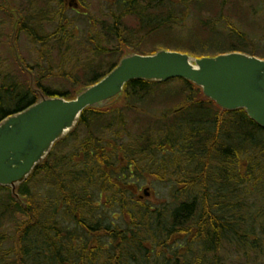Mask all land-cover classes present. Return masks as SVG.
<instances>
[{"label":"trees","instance_id":"16d2710c","mask_svg":"<svg viewBox=\"0 0 264 264\" xmlns=\"http://www.w3.org/2000/svg\"><path fill=\"white\" fill-rule=\"evenodd\" d=\"M113 1L127 16L139 19L145 42L152 40L151 34L172 40L167 37L170 25L186 21L189 8L196 16L209 18L220 12L215 0H167L168 8L160 0ZM140 6L147 8L146 14ZM175 6L185 12L182 20L174 21ZM151 10L154 15L146 16ZM58 11L60 26L46 38L26 28L27 22L14 28L38 45L59 46L67 42L68 22L63 15L66 9L61 6ZM165 12L168 15L159 20L157 15ZM109 37L121 41L119 30ZM142 39L141 35L140 43ZM180 43L177 47L191 54L188 44ZM239 48L230 46L228 51L256 56ZM137 51H105L96 43L88 60L97 62L99 54L110 56L101 58L97 66L90 64L86 75L81 73L83 85L66 75L62 56L57 68L48 67L47 75L24 63L33 83L16 69L18 63L12 73L0 66V121L29 108L41 94L74 99L122 57ZM54 71L74 87L46 88L43 81L51 79ZM174 82L182 85L174 95L189 93L178 109L155 115L141 108L155 85ZM166 84L132 80L107 107L87 108L77 128L55 144L44 164L16 190L23 206L9 189L0 187V264H200V259L202 264H221L227 259L226 247L238 252L243 248L247 256L256 249L264 235V209L252 212L242 207V197L249 195L242 194L241 201L238 191H244V184L249 189L264 187V129L243 110L221 112L191 83ZM127 113L135 114L132 137ZM147 174L169 189L174 205L157 207L141 200L137 192Z\"/></svg>","mask_w":264,"mask_h":264},{"label":"rangeland","instance_id":"374dc122","mask_svg":"<svg viewBox=\"0 0 264 264\" xmlns=\"http://www.w3.org/2000/svg\"><path fill=\"white\" fill-rule=\"evenodd\" d=\"M215 1L219 4L220 12H214L211 18L206 14L196 16L195 11L189 8L187 11V16L189 17L186 18V21L175 26L170 25L167 37L172 40H162L161 37L151 34L152 40L145 42L146 37H144L143 31L138 30L140 26L138 23L139 19L135 16H127L121 6L119 4L115 5L113 0H78L79 7L75 10L67 7V4H70L69 1L65 2L66 5H64L63 0V5L61 0H0V6L2 7L0 9L1 70L12 73L16 68L15 64L18 63V68L16 69L26 73L27 80L33 83L32 74L24 68V63L30 67H36L39 70V74L47 75L48 67L54 66L57 68L60 63L59 57L62 56L65 58L66 75L71 74L73 78L78 79L79 84L83 85L84 80L81 78V73L86 75L90 64L97 66L101 62V58L110 56H101L99 54L95 58H98L97 62H95L94 58L91 61L88 60L90 58L89 53L96 43H100V47L105 51H108V49L111 51L119 50V48L125 51L136 49L140 55L152 52L157 48H160L159 50L186 54L185 51L179 49L180 47H177V44L181 42L179 46H187L188 44L190 55L193 54L195 57H210L217 52L222 54L226 50L221 49H227L228 51L230 46L231 48L232 46H240L239 49L243 51L248 53L254 51L256 56H264V0ZM160 2L165 4L167 0H160ZM61 6L66 9L63 15L65 17L64 21L68 22V25H66V43H58L56 41L59 46L52 42L38 45L32 39H29L24 31L20 32L17 28L14 31L16 24L27 22L26 28H30L34 33L36 31L38 36L46 38L60 26L58 9ZM140 7L146 14L147 8L144 6ZM166 7L168 8V6ZM201 10L206 12L205 9ZM153 12V10L151 12L147 11L148 14L152 13L151 15H154ZM122 13H125V15ZM183 14L185 12L179 6L176 7L173 11L174 21L177 19L182 20L184 18ZM167 15L168 13L165 12L163 15L158 14L157 16L160 17L159 20H162ZM146 16H150V14ZM112 18L118 19V21L114 23ZM198 19L203 22L199 23ZM116 30L120 32V42L109 37L114 35ZM141 35L143 39L140 43ZM215 35L220 37L216 38ZM69 37L72 40H68ZM218 40L220 44L216 45L215 43ZM202 42L207 43L209 47L203 46ZM91 54L95 55L94 53ZM14 56L19 58V62L13 58ZM106 62L107 58L104 63ZM103 65L106 68V65ZM60 71L58 69L57 73ZM53 74L51 79L45 78L43 81V85L46 88L63 91L64 88L70 89L74 87L66 78H60L55 71ZM180 88H182V85L179 82L161 86L155 85L148 96L147 105H142L141 108L148 109L149 112L151 110V113L155 115H162L167 110L178 109L177 107L182 101H185L189 94L186 92L182 96L174 95ZM125 116L126 121L130 125L128 132L132 137V131H134L132 129V120L135 114L127 113ZM79 133L81 136L84 135L82 132ZM69 144H72L70 145L72 147L75 145V141L71 140ZM68 147L66 145L63 150L66 151ZM262 172L264 173V168ZM143 181L144 183L140 185V190L137 192V195L142 197L141 200L150 202V204L155 206L157 205V207L165 204L167 208H170L173 202L170 198L169 189L159 184L149 174L145 175ZM142 190H146V192L142 193ZM243 190L245 192L241 189L238 191L240 200L242 201V194H248L249 196L242 197L243 201L240 202L243 203L242 207L252 208V212H257L256 210L259 208H261L260 210L264 209L262 202L264 200L262 197L264 187L249 189V185L244 184ZM258 241L256 249L251 251L249 256L246 255L243 248L238 252L232 247H226L225 257L227 259L225 262L221 260V264H264V235ZM200 264H202L201 259Z\"/></svg>","mask_w":264,"mask_h":264},{"label":"water","instance_id":"95a60500","mask_svg":"<svg viewBox=\"0 0 264 264\" xmlns=\"http://www.w3.org/2000/svg\"><path fill=\"white\" fill-rule=\"evenodd\" d=\"M177 78L201 89L222 111L244 110L264 129V60L237 52L199 59L166 50L150 56L131 54L75 99L41 96L0 121V187L20 201L16 189L75 129L84 110L105 107L132 80L164 83Z\"/></svg>","mask_w":264,"mask_h":264},{"label":"bare ground","instance_id":"6f19581e","mask_svg":"<svg viewBox=\"0 0 264 264\" xmlns=\"http://www.w3.org/2000/svg\"><path fill=\"white\" fill-rule=\"evenodd\" d=\"M4 119H6V118H4ZM4 119H2V120H4ZM2 120H1V121H2ZM45 160H46V159H45ZM45 160H44V162H45ZM43 164H44V163H42L41 165H43ZM41 165H39V166H41ZM36 167H38V166H36ZM36 167H35V168H36ZM35 168H34V169H35ZM34 169H33V170H34ZM33 172H34V171H33ZM32 174H33V173H32ZM32 174H31V175H32ZM31 175H30V176H31ZM30 176H29V177H30ZM29 177H28V178H29Z\"/></svg>","mask_w":264,"mask_h":264},{"label":"flooded vegetation","instance_id":"af4514ba","mask_svg":"<svg viewBox=\"0 0 264 264\" xmlns=\"http://www.w3.org/2000/svg\"><path fill=\"white\" fill-rule=\"evenodd\" d=\"M67 1H69V0H65V2H67ZM75 2V1H74ZM69 5V4H68Z\"/></svg>","mask_w":264,"mask_h":264}]
</instances>
